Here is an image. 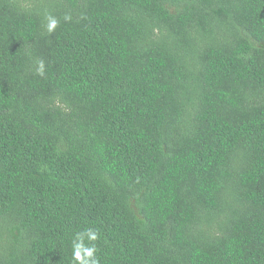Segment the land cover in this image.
Segmentation results:
<instances>
[{"label":"trees","instance_id":"trees-1","mask_svg":"<svg viewBox=\"0 0 264 264\" xmlns=\"http://www.w3.org/2000/svg\"><path fill=\"white\" fill-rule=\"evenodd\" d=\"M77 233L264 264V0H0V264H77Z\"/></svg>","mask_w":264,"mask_h":264},{"label":"clouds","instance_id":"clouds-1","mask_svg":"<svg viewBox=\"0 0 264 264\" xmlns=\"http://www.w3.org/2000/svg\"><path fill=\"white\" fill-rule=\"evenodd\" d=\"M47 19V28L48 31L51 32L56 28L58 22L51 16ZM38 74L43 75V62L40 63ZM83 235V233H77V240H80L81 242H73V260L76 261L77 264H98V261L94 256V253L96 252L95 245L85 248L82 242ZM88 236L90 240L95 241L98 238V233L95 230H89Z\"/></svg>","mask_w":264,"mask_h":264}]
</instances>
